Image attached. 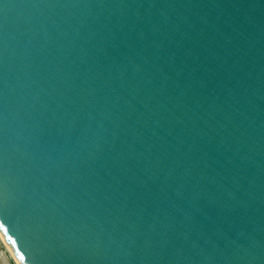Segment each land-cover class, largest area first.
I'll return each mask as SVG.
<instances>
[{"label": "water", "instance_id": "1", "mask_svg": "<svg viewBox=\"0 0 264 264\" xmlns=\"http://www.w3.org/2000/svg\"><path fill=\"white\" fill-rule=\"evenodd\" d=\"M0 225L23 264H264V0H0Z\"/></svg>", "mask_w": 264, "mask_h": 264}, {"label": "rangeland", "instance_id": "2", "mask_svg": "<svg viewBox=\"0 0 264 264\" xmlns=\"http://www.w3.org/2000/svg\"><path fill=\"white\" fill-rule=\"evenodd\" d=\"M0 264H17L10 250L0 237Z\"/></svg>", "mask_w": 264, "mask_h": 264}, {"label": "bare ground", "instance_id": "3", "mask_svg": "<svg viewBox=\"0 0 264 264\" xmlns=\"http://www.w3.org/2000/svg\"><path fill=\"white\" fill-rule=\"evenodd\" d=\"M0 237L2 238L3 242H4L5 245L8 247V249L10 250L12 256L14 257V259H15V261H16V263H17V264H23V263L19 260V258H18V256H17L16 252L13 250V248H12L10 242H9L8 239L6 238V236H5V234L3 233V231L1 230V228H0Z\"/></svg>", "mask_w": 264, "mask_h": 264}, {"label": "snow or ice", "instance_id": "4", "mask_svg": "<svg viewBox=\"0 0 264 264\" xmlns=\"http://www.w3.org/2000/svg\"><path fill=\"white\" fill-rule=\"evenodd\" d=\"M0 226H2V225H0ZM22 259H23V257H21Z\"/></svg>", "mask_w": 264, "mask_h": 264}]
</instances>
